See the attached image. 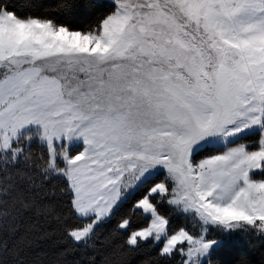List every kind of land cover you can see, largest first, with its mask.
<instances>
[{
	"label": "snow or ice",
	"instance_id": "obj_1",
	"mask_svg": "<svg viewBox=\"0 0 264 264\" xmlns=\"http://www.w3.org/2000/svg\"><path fill=\"white\" fill-rule=\"evenodd\" d=\"M32 7L0 0V264H39L28 249L52 223L58 264H95L116 237L112 264L264 245V0Z\"/></svg>",
	"mask_w": 264,
	"mask_h": 264
},
{
	"label": "trees",
	"instance_id": "obj_2",
	"mask_svg": "<svg viewBox=\"0 0 264 264\" xmlns=\"http://www.w3.org/2000/svg\"><path fill=\"white\" fill-rule=\"evenodd\" d=\"M41 2V0H9V3L13 5L17 12L20 15H27L32 12H36L37 9L32 7L37 3ZM44 3H49L51 0H43ZM95 19V17H93ZM77 23H80L77 20ZM85 25L90 23V21H83ZM132 197L121 209V213L128 207V205L132 202ZM162 211H167L166 208H162ZM116 223V218H114L105 228L102 230L101 235H107L108 229L113 227ZM142 223V221H137L133 226H137V224ZM185 221L182 217L173 216L171 218V227L177 228L184 224ZM189 230H194L191 224L188 225ZM42 230L45 231H54L55 234L52 235L48 239H34L33 246L28 249V259L29 261H38L39 264H58L62 258L60 253L63 250V245L57 243L60 239V233L57 230V225L55 223L42 224ZM38 235V234H37ZM125 237H116L114 241L108 243L102 247H97L95 250L90 251V255L95 256V264H112L115 260L114 257L111 256V249L115 244L122 243ZM255 247L249 246L245 239H242L239 234L234 235L232 237L227 238V246L224 250L217 254V259L222 262V264H227L228 261L233 260L235 256L239 252H245L249 255L253 264H260L261 257L264 255V245L260 243L259 240L254 241ZM157 249L149 248L147 245L141 247L136 253L127 257L128 264H142L144 261H151L154 257H156ZM73 257H68V259H72ZM179 257H175L170 261V264H179Z\"/></svg>",
	"mask_w": 264,
	"mask_h": 264
},
{
	"label": "rangeland",
	"instance_id": "obj_3",
	"mask_svg": "<svg viewBox=\"0 0 264 264\" xmlns=\"http://www.w3.org/2000/svg\"><path fill=\"white\" fill-rule=\"evenodd\" d=\"M195 231H198V229H195Z\"/></svg>",
	"mask_w": 264,
	"mask_h": 264
}]
</instances>
